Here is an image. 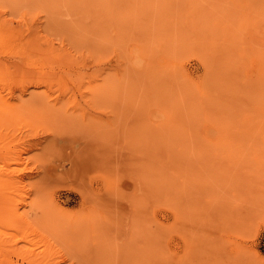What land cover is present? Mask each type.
I'll list each match as a JSON object with an SVG mask.
<instances>
[{
  "label": "rangeland",
  "instance_id": "rangeland-1",
  "mask_svg": "<svg viewBox=\"0 0 264 264\" xmlns=\"http://www.w3.org/2000/svg\"><path fill=\"white\" fill-rule=\"evenodd\" d=\"M0 78V264H264V0H0Z\"/></svg>",
  "mask_w": 264,
  "mask_h": 264
},
{
  "label": "bare ground",
  "instance_id": "bare-ground-1",
  "mask_svg": "<svg viewBox=\"0 0 264 264\" xmlns=\"http://www.w3.org/2000/svg\"><path fill=\"white\" fill-rule=\"evenodd\" d=\"M39 76H42V75H39ZM1 78H2V76H1ZM1 78H0V79H1ZM1 81H3V80H1ZM37 81H39V80H37ZM41 81H42V79H41ZM41 81H40V82H41ZM43 82H44V81H43ZM47 82H48V81H47ZM0 83H1V82H0ZM95 84H96V83H95ZM93 85H94V84H93ZM104 85H105V84H104ZM94 86H95V85H94ZM103 87H104V86H103ZM99 88H101V89H99ZM47 89H48V88H47ZM50 89H51V88H50ZM97 89H99V90H98V93L101 94L100 91L102 90V86H99V85H98V86H95L94 89L92 88V90L94 91L93 94L96 93L95 91H96ZM46 91H47V90H46ZM102 91H103V90H102ZM21 93H22V92H21ZM42 93H43V92H42ZM98 93H97V94H98ZM102 93H103V92H102ZM97 94H96V95H97ZM153 94H154V93H153ZM46 95H47V94H46ZM0 195L2 196V194H0ZM2 197H4V196H2ZM8 197H9V196H7L6 200L8 199ZM6 200H5V201H6ZM5 201H4V202H5ZM2 202H3V201H2ZM0 203H1V202H0ZM4 204H5V203H4Z\"/></svg>",
  "mask_w": 264,
  "mask_h": 264
}]
</instances>
